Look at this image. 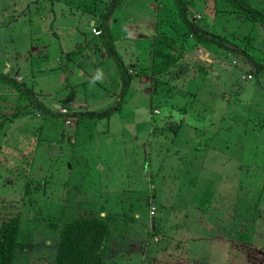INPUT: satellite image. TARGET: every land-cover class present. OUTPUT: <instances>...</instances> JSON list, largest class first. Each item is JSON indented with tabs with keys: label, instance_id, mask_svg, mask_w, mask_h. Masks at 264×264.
<instances>
[{
	"label": "rangeland",
	"instance_id": "rangeland-1",
	"mask_svg": "<svg viewBox=\"0 0 264 264\" xmlns=\"http://www.w3.org/2000/svg\"><path fill=\"white\" fill-rule=\"evenodd\" d=\"M161 2L157 22L161 11L183 31L174 1ZM182 2L210 31L251 32L250 22L225 18V0ZM94 3L0 0V74L24 81L55 114L114 108L121 79L105 39L91 32ZM148 10L147 0H123L111 13L113 43L133 77L109 117L51 118L0 81V224L20 216L30 243L15 264H55L60 229L78 217L107 221L105 264H264V77L243 80L253 67L240 54L219 50L200 63L207 50L189 38L156 88L154 36L175 30L157 26L136 41L124 29ZM214 10L219 18L209 17ZM251 34V57L263 59L264 29ZM150 53L139 75L138 54Z\"/></svg>",
	"mask_w": 264,
	"mask_h": 264
},
{
	"label": "trees",
	"instance_id": "trees-1",
	"mask_svg": "<svg viewBox=\"0 0 264 264\" xmlns=\"http://www.w3.org/2000/svg\"><path fill=\"white\" fill-rule=\"evenodd\" d=\"M95 3L92 9L88 12L95 21L96 28L100 31V38H104L109 54L114 58L115 66L121 79V88L118 95V101L114 108L103 111H84L72 112L65 115L55 114L40 104L37 97H34V92H31L24 81H19L9 73H1L0 81L9 86L11 89L18 92L21 100H28L34 104L38 111L50 115L51 118L63 117V121L74 120L76 122L86 120H96L98 118L109 117L114 110H118L124 97L127 95L132 82L130 67H126L122 58L118 56L117 49L112 38V15L116 12L123 0H93ZM177 12L180 15V23L183 24V31L176 29L174 22L167 24L165 15H161V11L166 10V6L160 9L158 26L172 28L175 34L167 31L157 32L153 44V53L149 69L154 79L156 88L159 85V79L163 76L171 75V72L176 68L177 64L182 60L184 55L189 52L191 42L189 38H193L195 45L204 44L208 48H215L216 50L225 51L232 55L246 56L248 63L253 69L249 72L250 75L260 79L264 76V58L254 60L251 57L253 35L252 30L260 32V28L264 29V6H261L260 0H225L226 8L224 11L236 16L239 19L245 20L252 24L251 32L244 38H236L233 35L219 34L206 29L199 21L190 18L188 15L187 6L182 0H173ZM257 2V3H256ZM260 5H259V4ZM171 10H172V6ZM179 8V11H178ZM170 10V8H169ZM98 25V26H97ZM173 25V26H172ZM230 36L232 39H230ZM187 38V39H185ZM240 42V46L238 45ZM236 41V42H235ZM194 45V46H195ZM203 45V46H204ZM149 66H142V71L139 75L147 74ZM137 74V73H136ZM155 94L158 90L154 88ZM179 128V124H177ZM175 130L176 127L173 126ZM192 185L194 191L199 193L197 178L194 177ZM201 193V192H200ZM57 227V226H56ZM110 242V230L107 221L98 217H78L70 221L64 222L60 229V240L55 256V264H105L107 257V249ZM25 243L21 238V218L20 216H12L2 220L0 224V264H15L16 255L19 250H25L30 245Z\"/></svg>",
	"mask_w": 264,
	"mask_h": 264
},
{
	"label": "crops",
	"instance_id": "crops-1",
	"mask_svg": "<svg viewBox=\"0 0 264 264\" xmlns=\"http://www.w3.org/2000/svg\"><path fill=\"white\" fill-rule=\"evenodd\" d=\"M159 2V5H158V2ZM162 0H147V7H148V12L147 13H144L143 15H141V17L138 19V18H136V17H130L129 18V21H128V23L127 24H125V26H124V29L126 30V31H130L131 33H132V35H133V39L134 40H136V41H141V40H144L147 36H154L153 35V33H154V30H155V28L158 26V22H157V16H158V11L163 7V4H162V2H161ZM157 2V3H156ZM159 6V9L157 8ZM223 9V8H222ZM217 11H219V10H217ZM208 13V15H209V17H211L212 19L214 18L213 17V15H214V13H216L217 14V17L219 18V14L216 12V10H214V12H213V14L211 13V11L210 12H207ZM220 13H222V12H220ZM231 16H233V15H230V14H228L227 13V15H225V18L226 19H230V20H235V21H237V17L236 16H234V17H231ZM221 18H222V14H221V17H220V19H219V23H220V21H221ZM91 25H92V27L93 26H96V24H95V21H93L92 20V23H91ZM98 26V25H97ZM92 32V31H91ZM140 34H139V33ZM136 33V34H135ZM156 34V33H155ZM96 35H93V37H95ZM156 36V35H155ZM154 36V37H155ZM98 37V36H97ZM96 37V38H97ZM99 38V37H98ZM202 44H200V45H198V46H201ZM203 46V45H202ZM203 47H205V48H200L201 49V51L203 50V49H205V50H207L206 51V54H205V56H202V55H198V61L201 63V61H203L204 59H205V57L207 56V57H209V56H214V54H215V51H218V50H216L215 48H208V47H206V46H203ZM86 49V48H85ZM87 50V49H86ZM141 52V51H140ZM67 55H68V53H67ZM150 57H151V53H150V55L149 56H145L144 57V55L143 54H138V58H137V60H138V63L137 64H140V66H145L146 64H145V60H147V59H150ZM207 60L206 61H208V63H209V61H210V59L209 58H206ZM212 60V59H211ZM212 61H214V59L212 60ZM203 63H204V61H203ZM211 64V63H210ZM114 68V67H113ZM115 70V69H114ZM248 75L250 74V73H247ZM245 76V75H244ZM262 77H264V76H262ZM261 77V78H262ZM247 81H251V80H247ZM246 82V81H245ZM211 90L210 88H209V86H207V87H204V85H203V91H204V93H206L207 94V90ZM213 93H215L214 91H213ZM212 93V94H213Z\"/></svg>",
	"mask_w": 264,
	"mask_h": 264
},
{
	"label": "built area",
	"instance_id": "built-area-1",
	"mask_svg": "<svg viewBox=\"0 0 264 264\" xmlns=\"http://www.w3.org/2000/svg\"><path fill=\"white\" fill-rule=\"evenodd\" d=\"M92 32L96 36H99L101 34L100 31L98 29H96V28H92ZM251 79H252V76L250 74L243 76V80H246L247 81V80H251Z\"/></svg>",
	"mask_w": 264,
	"mask_h": 264
},
{
	"label": "clouds",
	"instance_id": "clouds-1",
	"mask_svg": "<svg viewBox=\"0 0 264 264\" xmlns=\"http://www.w3.org/2000/svg\"><path fill=\"white\" fill-rule=\"evenodd\" d=\"M96 78H98V77H96Z\"/></svg>",
	"mask_w": 264,
	"mask_h": 264
}]
</instances>
